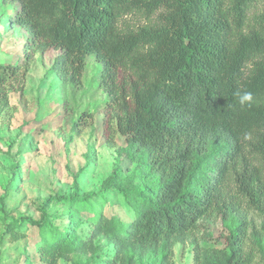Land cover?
Instances as JSON below:
<instances>
[{
    "label": "trees",
    "instance_id": "1",
    "mask_svg": "<svg viewBox=\"0 0 264 264\" xmlns=\"http://www.w3.org/2000/svg\"><path fill=\"white\" fill-rule=\"evenodd\" d=\"M11 1L25 61L59 51L46 74L62 84L80 82L88 55L101 63L105 134L123 136L135 163L124 173L117 161L97 192L43 204L70 208L115 191L130 219L98 212L83 230L70 210L60 227L42 208L39 219L9 222L11 239L24 222L35 226L40 264H170L200 219L219 217L222 232L212 244L194 242L193 264H264L263 0ZM17 74L0 63V85ZM238 89L254 94L251 107L236 102ZM238 197L262 217L249 232Z\"/></svg>",
    "mask_w": 264,
    "mask_h": 264
},
{
    "label": "rangeland",
    "instance_id": "2",
    "mask_svg": "<svg viewBox=\"0 0 264 264\" xmlns=\"http://www.w3.org/2000/svg\"><path fill=\"white\" fill-rule=\"evenodd\" d=\"M17 8L18 2L0 0V63L15 64L18 69L17 75L0 85V264H40L37 228L24 222L19 229L23 235L13 240L6 225L26 216L39 219L42 208L47 216H56L53 223L60 227L68 224L67 210L74 220L84 221L83 230L98 212L128 220L132 212L115 191L86 203L76 200L70 208L55 200L43 204L55 195L80 197L97 192L117 161L124 173L135 163L125 154L123 136L114 133L109 140L105 134L106 94L98 77L101 63L88 55L80 82L62 84L56 74H46L59 51L35 53L25 61L26 31L12 22ZM126 19L130 24L143 22L133 16ZM238 198L249 232L262 217ZM221 232L219 217L200 219L185 241L174 244L170 264H193L194 242L212 244ZM108 253H112L110 246L99 253V259ZM56 264L73 263L60 258Z\"/></svg>",
    "mask_w": 264,
    "mask_h": 264
},
{
    "label": "clouds",
    "instance_id": "3",
    "mask_svg": "<svg viewBox=\"0 0 264 264\" xmlns=\"http://www.w3.org/2000/svg\"><path fill=\"white\" fill-rule=\"evenodd\" d=\"M233 97L241 108L251 107L254 102V94L246 89L236 90Z\"/></svg>",
    "mask_w": 264,
    "mask_h": 264
}]
</instances>
